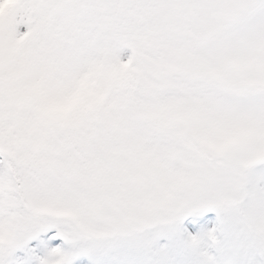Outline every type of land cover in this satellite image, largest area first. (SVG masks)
<instances>
[{
    "label": "snow or ice",
    "instance_id": "6c2138e0",
    "mask_svg": "<svg viewBox=\"0 0 264 264\" xmlns=\"http://www.w3.org/2000/svg\"><path fill=\"white\" fill-rule=\"evenodd\" d=\"M0 264H264V0H0Z\"/></svg>",
    "mask_w": 264,
    "mask_h": 264
}]
</instances>
